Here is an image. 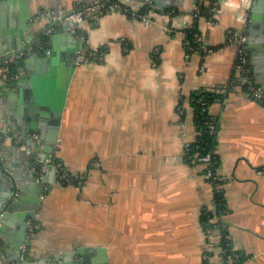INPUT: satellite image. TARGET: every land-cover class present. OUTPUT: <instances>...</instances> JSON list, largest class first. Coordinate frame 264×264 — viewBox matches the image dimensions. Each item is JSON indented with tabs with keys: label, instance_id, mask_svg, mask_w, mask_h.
<instances>
[{
	"label": "crops",
	"instance_id": "crops-1",
	"mask_svg": "<svg viewBox=\"0 0 264 264\" xmlns=\"http://www.w3.org/2000/svg\"><path fill=\"white\" fill-rule=\"evenodd\" d=\"M152 1L179 13L171 19L156 13L147 24L110 10L84 22L83 53L102 54L77 65L54 152L72 172L85 174L84 182L66 185L54 169L43 174L48 192L31 219L39 224L33 254L84 247L93 248L85 256L106 258L91 264H203L208 244L202 214L213 193L205 164L186 159L185 143L199 134L193 94L204 89L218 93L208 110L217 120L227 237L243 264H264V104L245 93L235 68L237 46L228 42L230 29L250 35V15L247 21L239 17L242 0L222 1L215 22L202 17L198 23L199 40L213 51L187 56L182 28L194 20L196 0ZM19 14V6L16 12L0 8V50L11 45L4 34ZM261 44L247 42V50L254 79L264 85ZM9 81L0 74V83ZM12 95L0 98L2 126L1 111L9 102L14 109L21 104L19 94ZM32 149L8 142L1 150L23 181ZM213 253L218 262L219 249Z\"/></svg>",
	"mask_w": 264,
	"mask_h": 264
},
{
	"label": "water",
	"instance_id": "water-1",
	"mask_svg": "<svg viewBox=\"0 0 264 264\" xmlns=\"http://www.w3.org/2000/svg\"><path fill=\"white\" fill-rule=\"evenodd\" d=\"M96 1L101 0H0V8L7 5L16 12L19 6L21 13L16 17L18 21L13 22L4 34L3 42L11 45L0 50V54L9 57L28 49L39 40L45 42L43 49H32L15 62L18 67L16 78L6 84L0 83V98L3 95L11 98L12 93L17 92L21 102L16 109L9 102V107L1 111L5 126L0 120V127L5 130L11 127L24 136V142L32 146L35 154L24 168L26 177L23 181L0 150V264H5L3 255L11 264H91L93 260H106L105 257L85 256L84 253L93 248L84 247L35 257L33 238L27 242L31 219L38 210L43 194L48 192V188L44 187L46 180L43 174L50 169L56 171L52 157L59 139L71 80L77 65L86 60L83 53L85 39L73 30L75 21L66 16ZM76 3L81 6H74ZM54 16L60 18L54 19ZM262 16V24L256 33L254 27ZM247 30L250 33L249 44L254 41L264 44V0H253L251 3ZM256 34L258 38L254 37ZM6 86L11 87L12 91H6ZM33 131L40 133L41 144L29 138V133ZM40 168L45 169L41 170V174L38 172ZM26 244H29V249L23 254L22 247ZM78 255H83L82 260H76Z\"/></svg>",
	"mask_w": 264,
	"mask_h": 264
},
{
	"label": "built area",
	"instance_id": "built-area-1",
	"mask_svg": "<svg viewBox=\"0 0 264 264\" xmlns=\"http://www.w3.org/2000/svg\"><path fill=\"white\" fill-rule=\"evenodd\" d=\"M222 1H225L229 4H236V1L234 0H221L220 2ZM252 2L253 0H242L240 3H238V7L240 8V10H243V13L238 15L240 18L244 19V21H247L249 18ZM110 10H121L123 12L130 13L131 15L142 19L147 24L151 22L153 15L156 13H164L168 17H170V19L175 16L171 10H168L167 8H159L152 0H145L139 2H136L134 0H101L100 2L96 1L95 3H90L86 5L81 11L79 10L76 12L69 13L66 18H72L75 21V26L73 30L77 31L82 39H85L86 35L84 33V22L89 18H97L99 15ZM198 10L199 6L195 4L194 11ZM58 18L60 17L54 16V19ZM207 20L211 23L215 22L213 17H208ZM191 25L192 23H188L186 21L183 22L182 29L185 34L186 28ZM195 41L199 42L198 47L200 48V50H203L205 52L213 51L212 48H208L199 40L198 35ZM247 41L248 34L244 29H230L228 31V42L233 43L237 46L238 55L235 63V68L239 72L240 80L242 81L244 91L250 98L255 99L264 104V85L254 79L252 65L247 50ZM125 45L126 48L129 47V44ZM44 47L45 42L39 40L35 45H31L28 49L21 51L18 54H13L9 57L6 54H0V68L1 71L5 73L3 76L6 78V80H12L18 76L16 73L15 64L17 60L29 54L32 49L41 50ZM186 47L188 48L187 56H189L191 51L195 50V45L192 44L189 40H186ZM85 54L86 58H91L93 56L101 55L102 53L90 50L89 52L87 51ZM11 66L14 68V70L10 74L12 70ZM201 70H204V65L201 66ZM177 110L181 114L184 113V105L180 103L178 105ZM202 110L208 111V106H204ZM207 123H209V127L212 131L216 130V118L214 116L211 115V119ZM29 138L35 140L39 144L42 143V140L40 139V133L37 131L30 132ZM24 140L25 137L21 134L9 128L5 130L3 127H0V150H2V148L8 142L23 143ZM192 142L193 141H187L185 143L186 153L190 150ZM213 153L214 152L212 150H209L205 154L196 153L194 156L189 155L193 156L194 161L205 164L206 168L204 171V176L207 181L211 184L213 193V198L211 202L206 205L203 210L204 213L207 212L208 214V218L204 222L207 234L208 249L203 254V264H243L239 253L237 251H235L234 253L228 252L227 246L223 244L222 238L224 236V230L226 229V224L223 222V217L226 213L229 212V208L223 190V181L217 172V167L213 164ZM52 161L56 166V173L58 179L61 182H76L79 185L84 182L85 174L81 172H72L61 159L56 158L54 155L52 157ZM41 170L42 168H40L38 171L40 174ZM31 221L32 222L30 223L27 235V242L32 239L35 230L39 226V224L34 220ZM217 232H219L220 234V238L218 241H216ZM215 248H218L220 252L218 262H215L213 260V250ZM28 249L29 244L23 245V254H25ZM2 258L5 264H11L10 262L6 261V257L4 255Z\"/></svg>",
	"mask_w": 264,
	"mask_h": 264
},
{
	"label": "trees",
	"instance_id": "trees-1",
	"mask_svg": "<svg viewBox=\"0 0 264 264\" xmlns=\"http://www.w3.org/2000/svg\"><path fill=\"white\" fill-rule=\"evenodd\" d=\"M221 0H196L195 4L199 6L198 11L192 10V14L194 17V20L192 22L191 26H188L186 28V40H189L192 44L195 45V51L203 53V50H200L198 47L197 41V35L199 33L198 30V23L200 18L205 17H213L214 20H216V12L219 8ZM168 10H171L174 15L179 13L178 8L174 7H168ZM197 13V14H196ZM196 14V16H195ZM90 50H88L89 52ZM99 52V51H98ZM12 70L10 74L13 72L14 68L11 66ZM0 74L1 76L4 75L5 73L1 71L0 68ZM218 97V93L212 90H204L200 89L198 91H195L193 94V104H194V120L197 125L199 134L197 138L191 143L190 150L186 153V159L189 161H194L193 156L196 153L199 154H205L209 150H212L214 153V166H218V158L215 153V144H216V130L212 131L211 128L209 127V123H207L211 119V115L208 111H203L202 108L204 106H208ZM217 124V120H216ZM193 155V156H189ZM64 184H75L76 182H63ZM208 218L207 212H203L202 214V220L205 222ZM38 230V228L35 230V232ZM223 244L227 246L228 252L234 253L235 250L233 248V245L231 241L227 237V230H224V236H223ZM244 258L241 257V261H243Z\"/></svg>",
	"mask_w": 264,
	"mask_h": 264
}]
</instances>
